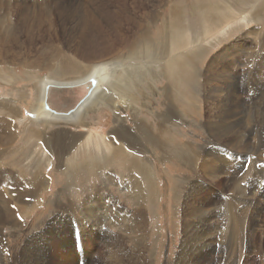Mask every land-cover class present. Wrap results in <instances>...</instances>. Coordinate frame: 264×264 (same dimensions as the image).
Masks as SVG:
<instances>
[{
    "label": "rangeland",
    "instance_id": "obj_1",
    "mask_svg": "<svg viewBox=\"0 0 264 264\" xmlns=\"http://www.w3.org/2000/svg\"><path fill=\"white\" fill-rule=\"evenodd\" d=\"M88 1L0 0V127L2 125L5 128V118H11L16 124L18 132L17 136L14 135L15 137L9 133L10 137L8 138V133H3L0 130V264H6L8 258L10 262L8 261L7 264H36V262L37 264H67V261L74 264H88L86 260L89 259L102 264H112L109 263L113 261L109 257L108 251L110 250L103 247L97 234L94 235L95 224H90L83 215V210L95 206L90 203V199L101 202V196L106 194L113 197L111 200L115 222L109 221L110 230L117 233L121 241L120 247L117 248H124L126 252L128 251L127 261L132 260L131 264H138L137 261L130 258L129 251L133 250H136V255L142 257V264H175L178 252L186 245L188 236L200 221V212L206 214L207 207L205 206L207 205L200 204L207 200V198H203L205 194V197H209V205H212L209 210L214 214V217L212 216L206 225L214 223V229L217 232L215 234L211 231L206 242V245H209V252L204 249L208 256H205L197 264H236L239 256L233 259L227 249L228 243H233L227 230L229 222L226 212L230 206L240 216V220L246 221L252 217L254 222L255 228L253 227L252 231L256 234L251 240L254 246L247 254L246 259L242 258L243 264H264V194L262 193L264 190V0H247V3L243 1V3H239L238 0H98L85 10L80 9L75 12L76 9H71L75 13V18L71 14L59 13L62 9H66L65 13H67V7L83 6ZM174 4H176L175 7ZM210 7L221 12L226 10L229 12V16L213 25L208 30L209 35H204L200 28H197L198 23H193V33L189 31L187 34L191 40L189 48L185 49V46L183 49L175 48L177 51L170 55L167 49V59L162 62H160L161 60L157 61L160 63H149L151 67H156L161 71L162 79L157 81L154 77L148 78L150 82H155L156 88L160 89L157 92L148 86L133 92L134 98L137 100L133 103L136 108L141 109V114L139 111L136 118L134 117L135 111L128 108L121 112L115 110V114H120L121 118L125 120V126L134 131L141 140L137 142L138 149L127 148L129 156L125 153L118 154L114 166L111 164V159L108 158L109 153L107 152L109 151H105V146L96 143H92L95 146H87L84 144L88 143L86 139L82 140L78 146H72L70 141L66 145L58 142L59 138L67 142L68 136L72 135L75 138L83 134L87 135L90 141L92 139L106 141L116 128L114 111L108 106L97 112H87L85 117L87 124L82 126L81 124L70 125L72 126L70 128L65 124L36 123L42 126V130H45L43 125L49 126L47 133L52 136L59 129H70L65 137L57 135L56 146L53 143L52 147L48 145L46 149L43 148L45 138L32 137L31 131L26 129L27 123L23 121L27 122L30 119L31 108L35 107L39 80L51 77V79H59L58 81H69L68 75L65 79L67 71H62L65 69V64L59 63L57 72L54 69L47 70L49 64L56 63V58L51 59V56L55 54V51L64 49L65 46L63 43L60 46L59 42H66L65 38H67V26L60 24L62 23L61 18L70 26L74 24V31L80 36V40L74 42L75 48H70L67 44V51L79 50L83 38L86 42L83 41L85 47L97 45L99 49L92 51V54L97 57L90 58V61L85 59L86 61H83L81 65L84 67L91 65L93 68L95 65H92L91 62L94 60L108 63L115 73L113 79L115 82L122 72V68H125L124 66L131 67L129 63L131 59H127V57L133 49L131 46H134V43L132 44V42L140 28L147 26L149 29L147 41L138 42V51L143 53L145 45L148 43L161 46L165 29L171 23L172 11L175 8L183 9L186 17L185 23L191 25V22H194L190 16L191 12L194 17L198 13L197 19L203 21L205 16L202 15V11H209ZM87 13H93L92 19L94 13H98L97 24L93 23L97 27V33L93 32L92 24H88ZM259 13H261L260 17L257 15ZM144 22L146 26H141L144 25ZM56 25L59 27L58 30H56L57 27L55 28ZM8 34L9 36H7ZM61 34L64 35L63 38H60ZM43 49L51 50V53L40 57L38 62L35 57L47 53ZM117 49L119 51H116ZM187 51L195 52L199 56L192 57L193 61L187 67L188 76L191 73L189 85L190 83L192 85H188L189 90L185 91L186 94L184 93L181 99L171 103L165 98L161 89L168 85L166 78L171 81L172 77L178 73L177 68L182 67L184 53ZM24 53L30 56L36 54L35 57L29 59V61H36L33 64L34 69L26 68V60L22 61ZM67 55L71 56L70 53ZM111 60L113 61L111 62ZM209 65L210 67H208ZM219 69L223 70H220L221 74H219ZM227 70L232 71L233 75L229 74ZM212 72L217 77L216 79L211 74ZM85 74H81L79 77H83ZM210 79L211 81H209ZM254 82H257L258 88L255 93L250 92L249 89L254 85ZM110 84L107 88L109 90H111ZM234 87L241 90L246 88L245 90H249L252 94L247 97L245 93L237 91L235 92L237 95H234L235 98L230 97V92ZM114 94L118 95L116 92ZM251 97L252 101H250ZM243 98L245 99L241 105L237 103ZM12 105H16L21 111L18 118L7 115V112L13 109ZM243 105L247 107H243ZM250 105L253 110L249 108ZM221 107L224 108L221 109ZM167 112L170 113L171 120L164 122L160 127L157 116ZM141 120L150 124L149 126L154 129L156 136L161 134L164 139L168 140L167 144L161 146L156 141L143 139L140 136L139 128L145 125L139 123ZM212 125L215 126L214 130ZM247 126H250L249 129ZM3 136L5 139H2ZM114 136L113 134L110 138L117 144ZM9 139L10 141H8ZM235 141L237 145L234 144ZM29 143L32 144L29 145ZM232 143L234 145H231ZM59 144L61 146H58ZM253 144L254 146H252ZM54 147L56 148L54 149ZM38 148L43 155H39ZM131 158L132 161H139L143 173L136 171L135 163L133 164L129 160ZM197 158L199 161L196 164ZM213 159L214 161H212ZM92 160L100 161V163L106 162L97 168L87 167L86 165ZM217 161L227 164L221 163V165ZM35 163L34 170L32 168ZM203 164H213L220 170L226 168L224 171L228 173L227 175L224 173L226 176L221 185L217 183L216 187L211 184V177L202 173L199 168ZM232 164L234 165L231 167ZM127 165H133L129 167V175L126 172ZM108 171L115 175L118 185H110V191L107 192L106 189H102L105 184L102 181ZM146 171L147 173L151 172L152 175L144 174ZM2 173L4 175H1ZM40 173L50 182L46 189L30 185L33 176H41ZM137 174L140 178L139 189H135L134 192L124 188L122 176L128 175L129 178L133 175L137 176ZM8 176H11L10 179L7 178ZM15 177L17 178L15 179ZM7 180L10 181V184ZM227 180L228 183L225 182ZM4 183L8 184L5 186ZM9 185H12V188H9ZM194 185L208 190L203 192L202 200L199 197L201 189L191 191L194 189ZM22 186L23 188H21ZM256 187L258 188L255 196L257 207L246 206L250 207V210L247 209L244 213L243 204L246 201L241 203V200L250 199L251 190ZM8 189H12V191ZM241 189L245 191V196L240 195L239 190ZM249 190L250 192H247ZM12 193L16 195L14 196ZM217 196L224 197L222 200L224 203L221 205L223 212L221 213L225 214L221 219L217 217L216 213L219 207L216 208L214 205L216 202L214 198ZM21 201L27 204L24 205ZM19 205L21 206L19 207ZM4 213L9 215H2ZM142 220L146 226L137 236L133 233L134 226L137 227V223L141 224ZM245 221H241V223L244 224ZM140 241L143 242L144 247L143 245L139 246ZM212 249L214 255H212ZM5 251L8 255L7 260L3 259ZM42 255L43 257H41ZM188 259L189 257H187ZM90 260L89 264L92 262Z\"/></svg>",
    "mask_w": 264,
    "mask_h": 264
},
{
    "label": "bare ground",
    "instance_id": "obj_2",
    "mask_svg": "<svg viewBox=\"0 0 264 264\" xmlns=\"http://www.w3.org/2000/svg\"><path fill=\"white\" fill-rule=\"evenodd\" d=\"M96 1L98 0H89L85 5L83 6H69L67 7V13H65L66 9H62L60 10L61 14H71L74 18H75V13L71 11V9H76V11L80 10V9H87L89 8L90 6H92ZM247 3V0H238L239 3H243V2ZM257 1V0H255ZM233 3V2H232ZM261 3V1H260ZM180 4V3H179ZM258 4V3H257ZM176 4H174V7H175ZM246 5V4H245ZM103 6V5H102ZM259 6V5H258ZM115 7V6H114ZM179 7V6H178ZM98 8V7H97ZM183 8V7H182ZM181 8V9H182ZM211 10L209 11H202V15L205 16L204 17V20L201 21L199 20V18L197 19V16H198V13H196V16L194 17L193 16V12L190 13V16L192 17V19H194V22H191L192 24L191 25H188L185 23V13H183V9L182 10H177L176 8L172 11V15H171V23H169L168 27H166L167 29H165V34H164V37H163V43L161 44V42H159L161 44V46H158V45H155L153 43H148V44H144L145 45V49H144V52L143 53H140L138 51V42L141 43V41L144 40V42L147 41V34H149V29L148 27L145 25V22H144V25H141V26H146L145 28L142 27L140 28L136 34H135V39H133V42L132 44L134 43V46H131L133 49L130 51V55L127 57L130 58V66L131 67H126L124 66L125 68H122V72L119 74V77L117 78V81H113V79L115 78V73L113 72V68H110L109 64H105V62H102V61H93L91 62L92 65H95V67H91V65L89 67H84L81 65V63L84 61H86L85 59L89 60L90 58L92 57H97L96 55H93L92 54V51H95V50H98L99 47L95 44L92 45V47H85L83 45V41H84V38L81 40V46H80V49L79 50H76V51H67V44L70 48H75L74 46V42L76 41H79L80 40V36H79V33L77 35V33H75L74 29H75V25H69L66 23V21L61 18V21L62 23H60L62 26L63 25H66L67 26V38H65V41L67 42H64V41H59L60 42V46H62V43L65 45L64 46V49H61L59 51H55L54 55L51 56V59H55L56 58V63L51 65L49 64L48 66V69L49 71H51L52 69H54L56 72L58 71V68H59V63H63L65 64V69H63L62 71H67L66 73V78L67 79V75H68V79L69 81H58V80H55V79H51L50 78H43L41 81L39 80L38 82V88H37V91L38 94H37V99H36V103H35V107L34 108H31V114H30V119L26 122V120H24L23 122L27 123L26 125V129H29L31 132V135L32 137H37V139H40V138H45L43 140L44 144H43V148L46 149V146L48 147V145L50 147H52L53 143L54 145L56 146L57 144V135L59 136H62V137H65L70 129L67 128V129H59L58 131L54 132L53 136L52 134H49L47 133V129H49V126H46V125H43V129L45 130H42L40 126V124H36V123H55L56 124H65L67 125V127L69 126L70 128L72 126L70 125H86L87 123L85 122L86 120V116H87V112H97L99 110H101L103 107H106L108 106L112 111H114V114H115V110L116 111H123L125 110L126 108L130 109L131 111H135V114H134V117L137 118L138 116V113L141 109H139L138 107L136 108V105L133 103V102H137V100L134 98V91L138 90L140 91L141 89L145 88V87H150L151 90L153 91H159L160 89L159 88H156L155 87V82H150L148 80L149 77H154V79H156L157 81L162 79V76H161V71H159V69H156V67H151L149 65L150 62L152 63H160L162 61H164L165 59H167V55H168V52H169V55L172 54V52H175L177 51L175 48H179V49H183V46H185V49L191 45V40L188 38L187 34L188 32H192V29H193V23L194 24H197V28H200L201 32H203L204 35H209V29L212 28L213 25L217 24L218 21H220L221 19H225L229 16V12L226 11V10H222L223 12H221L220 10H216L212 7H210ZM256 8H257V5H256ZM171 9V8H170ZM186 9V8H185ZM204 9V8H203ZM40 10V9H39ZM58 10V11H59ZM92 10V9H91ZM230 10V9H229ZM30 11V10H29ZM91 12V11H90ZM232 12V11H231ZM242 12V11H241ZM85 13V12H84ZM256 13V12H255ZM254 13V14H255ZM264 13V12H263ZM92 14L93 13H87L88 15V18H87V22L88 24H92L91 27L94 28V31L95 33H97L96 29L97 27L95 26L97 24V14L98 13H94V18L92 19ZM161 14V13H160ZM253 14V13H252ZM60 15V14H59ZM77 15V14H76ZM129 15V14H128ZM259 17L261 15V13L257 14ZM82 16V15H80ZM84 16V15H83ZM189 16V17H190ZM232 16V15H231ZM235 17V16H234ZM79 18V17H78ZM148 18V17H147ZM52 19V18H51ZM229 19V18H228ZM231 19V18H230ZM153 20V19H152ZM81 21V20H80ZM99 21V20H98ZM101 21V20H100ZM148 21V20H147ZM232 21V20H231ZM83 22V21H82ZM152 22V21H150ZM95 25H94V24ZM153 23V22H152ZM87 24V25H88ZM147 24V23H146ZM149 25V24H148ZM50 26V25H49ZM89 26V25H88ZM99 26V25H98ZM57 27V28H56ZM90 27V26H89ZM100 27V26H99ZM56 30L59 29V27L56 25L55 26ZM147 28V29H146ZM124 29V28H123ZM78 30V29H77ZM14 31V30H12ZM12 31H10L12 33ZM54 31V29H53ZM163 32V31H162ZM26 33V32H25ZM20 34V33H19ZM249 34V33H248ZM15 35V34H13ZM137 35V37H136ZM9 36V34L7 35ZM16 36H18L16 34ZM21 36V35H20ZM97 36V35H96ZM127 36V35H126ZM64 35L61 34L60 38H63ZM7 39V38H6ZM95 39V38H94ZM93 40V39H92ZM91 40V41H92ZM127 40V39H126ZM85 42V41H84ZM94 42V41H93ZM128 42V41H127ZM142 42V43H144ZM155 42V41H154ZM252 42V41H251ZM86 43V42H85ZM84 43V44H85ZM158 43V44H159ZM89 45V44H88ZM131 45V44H130ZM121 47V46H120ZM119 47V48H120ZM244 47V46H243ZM113 48V47H112ZM124 48V47H123ZM121 48V49H123ZM154 48H156L157 50H153ZM197 48V47H196ZM48 49V48H46ZM46 49H43L44 51H47ZM168 49V52H166ZM26 50V49H25ZM50 50V49H49ZM128 50V49H127ZM189 50V49H187ZM116 51H119L118 49ZM121 51V50H120ZM142 51V50H141ZM183 51V50H182ZM191 51V50H190ZM185 52L184 53V59L182 60V67L180 68H177V71L178 73H176L172 78L173 80H169V78H166V80H168V85L161 89V91L163 92V95H165V98L167 100H169L171 103H174L176 102V100L178 99H181L183 94L185 93L186 90H189L188 88V85H189V81L191 80V73H189V76H188V73H187V67L189 65V63L191 61H193V58H196V57H199L197 53L195 52ZM234 51V50H233ZM22 52V51H21ZM30 52V51H29ZM51 53V50L50 51H47V53H43L42 55H40L39 57L35 55H29L27 53H24L22 54V61L23 60H26V68L28 69H34L35 67H33V64L36 63V61L39 62L40 60V57H42L43 55L46 56V55H50ZM67 52V53H66ZM114 52V51H113ZM132 52V53H131ZM70 53L71 56H68L67 54ZM109 53V52H108ZM116 53V52H115ZM96 54V53H95ZM67 55V56H66ZM179 55V54H178ZM13 56V55H12ZM36 56V57H35ZM56 56V57H55ZM113 56V54H112ZM111 56V57H112ZM176 56V55H175ZM35 57V60H30L31 58ZM218 57V56H217ZM222 57V56H221ZM49 58V57H48ZM102 59V57H100ZM125 58V57H124ZM182 58V57H181ZM224 58V57H223ZM108 59V58H107ZM115 59V58H114ZM113 59V60H114ZM174 59V58H173ZM217 59V58H216ZM109 60V59H108ZM111 60V62L113 61ZM161 60V61H160ZM46 61V60H45ZM90 61V60H89ZM157 61H160V62H157ZM171 61V60H170ZM212 61V60H211ZM210 61V62H211ZM48 62V60L46 61ZM45 62V63H46ZM95 62V63H94ZM213 62V61H212ZM218 62V61H217ZM221 61H219L220 63ZM223 62V60H222ZM221 62V63H222ZM229 62V61H228ZM14 63V62H13ZM17 63V62H15ZM44 63V64H45ZM89 63V62H88ZM215 64V63H214ZM225 64V63H224ZM228 65V63H227ZM230 65V64H229ZM52 66V67H51ZM253 66V65H252ZM91 67V68H90ZM210 67V65L208 66ZM217 67V66H216ZM222 67V65H221ZM90 68V69H89ZM226 68V67H225ZM224 68V69H225ZM90 71H89V70ZM223 69V68H222ZM222 69H219V74H221L222 72H220V70ZM89 72H88V71ZM161 70V69H160ZM217 70V68H216ZM61 71V70H60ZM176 71V70H175ZM223 71V70H222ZM227 72H229V70H227ZM232 72V71H231ZM231 72H229V74L233 75ZM264 72V70H263ZM86 73V74H85ZM173 73V72H172ZM248 73V72H247ZM81 74H85L83 77H79L81 76ZM213 75V72L211 73ZM227 73L225 72V75ZM93 75H96V77L99 78V80L101 81V84L100 86L94 91V93L92 94V96L78 109V111L71 117H61V116H53L47 112H44L43 111V104H44V98H45V90H46V86L48 84H55V85H63V86H66V85H77V84H80L86 80H88L90 77H92ZM165 75V74H164ZM173 75V74H172ZM214 75H215V70H214ZM213 75V76H214ZM224 75V74H223ZM208 76V75H207ZM210 76V75H209ZM212 76V77H213ZM228 76V75H227ZM53 77V76H52ZM75 77H79V78H75ZM206 77V76H205ZM211 77V78H212ZM222 77V76H221ZM75 78V79H73ZM165 78V77H164ZM214 78L216 79L217 77L214 76ZM213 78V79H214ZM227 78V77H226ZM232 78V77H231ZM63 79V80H65ZM209 79V77H208ZM61 80V79H60ZM113 81V82H112ZM154 81V80H153ZM211 81V79L209 80ZM214 81V80H213ZM112 82V83H111ZM111 83V84H110ZM216 83V82H215ZM219 83V82H218ZM217 83V84H218ZM230 83V82H229ZM257 82H254V85L249 88L250 89V92H254L256 91L257 88ZM110 84V87H111V90L107 89L108 86ZM206 84V83H205ZM213 84V83H212ZM211 84V85H212ZM259 84V83H258ZM36 85V84H35ZM190 85H192V83H190ZM189 85V86H190ZM197 85L199 86V83H197ZM214 85V84H213ZM223 85V84H222ZM233 86V85H232ZM36 87V86H35ZM205 87V86H204ZM207 87V86H206ZM220 87V86H219ZM230 87V86H229ZM209 88V86H208ZM215 88V87H214ZM222 88V87H221ZM221 88H219L220 90H222ZM224 88V86H223ZM248 88V87H247ZM206 89V88H205ZM204 89V90H205ZM233 89V88H231ZM246 89V88H245ZM241 90V89H238V88H235L233 90H231V95L230 97H234V95H237L235 92L237 91H241L243 93L246 94V96H250V92L249 90ZM145 91V90H144ZM206 91H208L206 89ZM216 91V90H215ZM230 91V90H229ZM114 92H116L118 95L116 96L114 94ZM134 92V93H133ZM228 92V91H227ZM110 93V94H109ZM142 93V91H141ZM144 93V92H143ZM228 93V94H230ZM258 93V92H257ZM108 94V95H107ZM186 94V93H185ZM206 94V93H205ZM224 94V93H223ZM259 94V93H258ZM137 95V94H136ZM145 95V94H144ZM214 95V94H213ZM222 95V94H221ZM241 95V94H240ZM254 95V94H253ZM264 95V94H263ZM244 96V95H243ZM247 96V97H248ZM256 96V95H255ZM215 97V96H214ZM213 97V98H214ZM242 97V96H241ZM257 97V96H256ZM235 98V97H234ZM239 98V97H238ZM245 98H243L242 100L240 99L239 103L240 105L243 103ZM258 99V98H257ZM139 100V99H138ZM186 100V99H185ZM216 100V99H215ZM223 100V99H222ZM225 102H226V99H224ZM235 100V99H234ZM250 100V99H249ZM219 101V99H218ZM252 101V97H251V100ZM228 102V101H227ZM247 102V101H245ZM255 102V101H254ZM220 103V101H219ZM223 103V101H222ZM221 103V104H222ZM230 103V101H229ZM235 103V102H234ZM215 104V103H214ZM224 104V103H223ZM250 104V103H249ZM252 104V103H251ZM231 105V104H230ZM175 106V104H174ZM223 106V105H222ZM236 106V105H235ZM13 109L12 110H9L7 112V115L13 117V118H18L19 117V114H20V110L19 108L16 106V105H12L11 106ZM243 107H247V106H244ZM254 107V106H253ZM170 108V107H169ZM224 108V107H223ZM221 107V109H223ZM249 108H252L251 105ZM248 108V110H250ZM255 108V107H254ZM139 109V110H138ZM226 109V108H225ZM246 109V108H245ZM171 110V109H170ZM174 110V109H172ZM232 110V109H231ZM236 110V109H235ZM241 110V109H240ZM247 110V112H248ZM253 110V108H252ZM239 111V110H238ZM246 111V110H245ZM89 112V113H90ZM171 112V111H170ZM242 112V111H241ZM177 113V112H176ZM229 113V112H228ZM243 113V112H242ZM252 113V111L250 112V114ZM140 114H141V111H140ZM139 114V115H140ZM235 114V113H234ZM247 115V113H245ZM168 115V116H167ZM170 113L167 112V113H163V114H159L157 116L158 118V121H159V126L161 127V125L164 124V122L166 121H170L171 118H170ZM182 115V114H181ZM231 115V114H229ZM210 116V115H209ZM244 116V115H243ZM170 119H169V118ZM230 117V116H229ZM238 118V117H237ZM236 118V119H237ZM228 119V118H227ZM241 119V118H240ZM23 120V119H22ZM177 120V119H176ZM175 120V121H176ZM248 120V119H247ZM226 121V120H225ZM239 121V120H238ZM249 121V120H248ZM35 122V123H34ZM210 122V121H209ZM114 123L116 124V128L111 132L110 136L111 135H115V140L117 141V144L114 143V140L112 138H110V136L105 140L101 139L100 141H96V140H89L88 136L87 135H78V137H75L74 136H68L67 138H69V140H67V142L61 140V138H59V143H62L63 145H66L68 144V142L70 141V143L72 144V146H78L82 140H85L88 142V143H84V144H87L92 146L94 144L92 143H96V144H100L101 146H105V151H109L107 153H109V159H111V164L112 166H114L117 162V158H118V154H121V153H125V154H128L127 152V148L129 149H138V145H137V142H139L141 139L136 136V134L134 133V131L130 130L127 126H125V120L121 118L120 114L116 113L115 114V121ZM139 123H144L145 126H141L139 128L140 130V136L143 137V139L147 140H153V141H156V143L160 144L161 146L167 144V141L166 139H164V137H162V135L160 134L159 136H156V134L154 133V129H152V127H150L147 122L145 120H141L139 121ZM225 123V122H224ZM229 123V122H227ZM232 123V122H231ZM238 123V122H237ZM250 123V122H249ZM138 124V123H136ZM234 124V123H233ZM252 124V123H251ZM90 125V123H89ZM139 125V124H138ZM4 126L5 128L1 125L0 127V130L3 132V133H8V138L10 137V135L12 136H17L18 135V132H17V126L16 124L14 123L13 120L8 119V118H5V123H4ZM211 126V124H210ZM213 126V130H214V125ZM219 126V125H218ZM222 126V125H221ZM227 126V125H226ZM230 126V125H229ZM150 127V129H149ZM207 127V126H206ZM248 127V126H247ZM250 127V126H249ZM248 127V129H249ZM75 128V127H74ZM164 128V127H163ZM209 128V127H208ZM211 128V127H210ZM221 128V127H220ZM232 128V127H231ZM235 128V127H234ZM161 130V129H160ZM211 130V129H209ZM217 130V129H216ZM222 130V129H221ZM5 131V132H4ZM7 131V132H6ZM91 131V130H90ZM164 131V130H163ZM218 131V130H217ZM79 132V131H77ZM160 132V131H159ZM209 132V131H208ZM216 132V131H215ZM215 132H213L215 134ZM10 133V135H9ZM28 133V132H27ZM26 133V135H27ZM29 133V134H30ZM53 133V132H52ZM85 133V132H84ZM161 133V132H160ZM163 133V132H162ZM210 133V132H209ZM224 133V132H223ZM232 133V132H231ZM4 134V135H6ZM211 134V133H210ZM213 134V135H214ZM3 135V134H2ZM212 135V134H211ZM232 135V134H231ZM14 136V137H15ZM164 136V135H163ZM218 136V135H217ZM226 136V135H225ZM4 138L2 139H5V136H3ZM13 137V138H14ZM90 137V136H89ZM107 137V136H106ZM228 138H230L228 136ZM1 139V141H2ZM235 139V138H234ZM12 140V138H11ZM15 140V139H14ZM17 140V139H16ZM15 140V141H16ZM33 140V139H32ZM10 141V139L8 140ZM225 141V140H224ZM5 142V141H4ZM14 142V141H12ZM231 142V140H230ZM16 143V142H15ZM216 143V142H215ZM251 143V142H250ZM257 143V141H256ZM4 144V143H2ZM1 144V146H2ZM10 144V143H9ZM14 144V143H13ZM32 143H29V145H31ZM83 144V143H82ZM217 144V143H216ZM230 144V143H229ZM237 145V142L235 141V143ZM233 143L231 145H234ZM245 144V143H244ZM5 145V144H4ZM7 146V145H5ZM9 146V145H8ZM58 146H61V144H59ZM95 146V145H94ZM244 146V145H243ZM246 146H248V143H246ZM250 146V145H249ZM254 146V144L252 145ZM256 146V145H255ZM3 147V146H2ZM10 147V146H9ZM240 147V146H239ZM56 147H54L55 149ZM230 148V147H229ZM234 148V147H233ZM51 149V148H50ZM248 149V147H247ZM38 153L39 155H43L42 152L40 151V149L38 148ZM53 151V150H52ZM56 151V150H55ZM76 152V151H75ZM219 153V152H218ZM66 155V154H64ZM76 155V154H75ZM118 155V156H117ZM122 155V154H121ZM129 156V154H128ZM133 156V155H132ZM214 157V156H213ZM225 157V156H224ZM135 158V157H133ZM221 157H219L220 159ZM203 159V157H202ZM231 159V158H230ZM66 160V159H65ZM132 161V158L129 159ZM221 160V159H220ZM219 160V161H220ZM223 160V159H222ZM226 160H228L226 158ZM34 161V160H33ZM198 158L196 159V164L198 162ZM214 161V159L212 160ZM225 161V160H224ZM233 161V159H232ZM232 161H229V162H232ZM106 162V161H105ZM105 162H101L100 161H97V160H92L91 162L88 163V165H86L87 167L89 168H97L99 167L102 163H105ZM141 162V161H140ZM201 162V161H200ZM218 162V161H217ZM37 163V161H36ZM36 163L33 165V168L35 170L36 168ZM132 163L134 164V168L136 169V171L138 173H143V171L141 170V166L139 164V161H132ZM203 163V162H202ZM201 163V164H202ZM212 163V162H211ZM219 163V162H218ZM222 163V161H221ZM219 163V164H221ZM222 164H227V163H222ZM221 164V165H222ZM217 165V164H216ZM234 164L231 165V167L233 166ZM133 165H130V166H126V172L130 173V168ZM217 167V166H216ZM219 167V166H218ZM225 167V166H224ZM227 167V166H226ZM200 170L202 171V173H205L207 175H209L211 177V181L213 185H215L217 187V183H222V180L224 179V177L227 175L228 172H225L224 170H220L218 168H215V166H213V164H209V165H204L201 166L200 165ZM221 168V167H220ZM229 168V166H228ZM67 169V168H66ZM6 170V169H5ZM198 170V169H197ZM3 171V170H2ZM199 171V170H198ZM195 172V171H194ZM231 172V171H229ZM5 173V172H4ZM34 173V172H33ZM226 173V175L224 174ZM10 174V173H8ZM14 174V173H12ZM144 174L146 175H150V173H147L144 172ZM1 175H4L3 173ZM15 175V174H14ZM13 175V176H14ZM41 175V173H40ZM128 175H123L122 176V184L124 186V188H128V189H131L132 191H134L135 189L137 190L138 186H140V178L137 174L136 175H133L131 177L128 178ZM152 175V174H151ZM154 175V174H153ZM241 175V174H240ZM239 175V176H240ZM6 176V175H5ZM4 176V177H5ZM208 176V177H209ZM2 177V178H4ZM11 177V176H10ZM10 177L8 176L7 178L10 179ZM202 177V176H201ZM205 177V176H204ZM209 177V178H210ZM1 178V177H0ZM6 178V179H7ZM17 177H15L16 179ZM21 178V177H20ZM207 178V177H205ZM203 178V179H205ZM5 179V178H4ZM2 180V179H1ZM18 180V179H17ZM197 180V179H195ZM194 180V181H195ZM200 180V179H199ZM240 180V179H239ZM3 181V180H2ZM1 181V182H2ZM5 181V180H4ZM13 181H14V178H13ZM16 181V180H15ZM119 181V180H118ZM205 181V180H204ZM210 181V182H211ZM8 182V180H7ZM21 182V181H20ZM104 184L101 188L102 189H106L107 192L108 190L110 191V185L112 184H117V180H116V177L115 175L111 174V171L108 173H105V177L103 179ZM197 182V181H196ZM202 182V181H201ZM208 182V181H206ZM228 183V180L225 181ZM10 184V181L8 182ZM7 183V184H8ZM6 183H4L5 185ZM6 184V185H7ZM12 184V183H11ZM15 186L16 183L14 182ZM13 184V185H14ZM23 184V183H21ZM49 184L50 182L45 178L44 175H41V176H33L32 180L30 181V185L35 187V188H43V189H46L49 187ZM150 184H153V182H150ZM197 184V183H196ZM202 184V183H201ZM3 185V186H4ZM5 185V186H6ZM118 185V184H117ZM231 185V184H230ZM230 185H228L230 187ZM260 185V184H259ZM12 186V185H11ZM10 185L8 186L9 188H12ZM25 186V185H24ZM201 186L199 185H194L193 186V190L191 189V191L193 192L195 189H201L200 188ZM205 187V186H204ZM5 188V187H3ZM16 188V187H15ZM14 188V189H15ZM23 188V186L21 187ZM13 189V190H14ZM127 189V190H128ZM139 189V188H138ZM208 189V188H207ZM218 189H219V186H218ZM10 191H12V189H8ZM23 190V189H22ZM29 190V189H28ZM141 190V189H140ZM19 191L20 188H19ZM33 191V190H31ZM206 192L208 190L206 189H201V192L199 194V197H200V200H202V196L204 195L203 192ZM211 191V190H210ZM223 191V190H222ZM9 192V191H8ZM14 192V191H13ZM16 192V191H15ZM135 192V191H134ZM190 192V191H189ZM227 192V191H226ZM247 192H250L247 191ZM258 192V188H254L251 190V198L250 199H242L241 200V203H244L246 201V203L243 204V206L245 207V209L243 210V212L247 211V209L250 210V207H246V206H251L252 208L254 207H257L256 206V203L257 201L255 200V196H256V193ZM2 193V192H1ZM18 194L20 192H17ZM22 193V192H21ZM29 193V192H28ZM33 193V192H32ZM31 193V194H32ZM35 193V192H34ZM33 193V194H34ZM100 193V192H98ZM106 193V191H105ZM110 193V192H109ZM140 193V191H139ZM211 193V192H210ZM239 193L240 195H244L245 196V191L242 189L239 190ZM244 193V194H243ZM262 193L264 194V190L262 191ZM23 194V193H22ZM21 194V195H22ZM141 194V193H140ZM192 194V193H191ZM12 195H16V194H13ZM20 195V196H21ZM3 196V195H2ZM13 196V197H14ZM137 196V195H136ZM141 196V195H140ZM206 194L203 196V198H207L206 201L204 202H201L200 204H206L207 206V210H206V214L204 215L203 212H200V221L198 222V224L195 226V230L188 236L187 238V243L186 245L178 252V255H177V260L175 262V264H197L199 262H201V260L205 257V256H208V254H206L204 252V249L209 252V245H206V242H207V239L210 237V234H211V231L215 232L216 234V230L214 229V226L215 224L214 223H210L209 225H206L207 222H209L210 218L213 216L214 217V214L212 211L209 210V208L212 206V205H209V197H205ZM12 197V196H11ZM102 201L100 202L99 200L96 201V199H90V203L94 204L95 206L93 207H90V208H87V210H83V215L86 219L89 220V223L92 224L94 223L95 226H96V232L94 235L97 234V236H99V238L101 239L102 243H103V247L106 248V249H109L110 251H108L109 253V257L111 259H113L112 262H109V263H115V264H131L130 262L127 261V258H129V255L127 254L126 250L124 248H117V247H120V239L117 235V233L115 232H112L110 229V222L109 221H113L115 222V215L113 214V209H112V200L111 198L112 195L110 196L109 195H102ZM2 198V197H1ZM145 198V197H144ZM224 197H221V196H217L214 198V200L216 201L215 202V206L216 208H218L219 210L216 211L217 213V217H219V219L223 218V214L225 213H221L223 212V209L221 208V205L224 203L222 202ZM14 199V198H13ZM197 199V198H196ZM25 200V199H24ZM37 200V199H36ZM41 200V198H40ZM193 200V199H192ZM199 200V201H200ZM99 201V202H98ZM143 201V200H142ZM189 201V200H188ZM213 201V200H212ZM226 201V200H224ZM2 202V201H1ZM18 202V201H17ZM25 202H28V201H25ZM35 202V201H34ZM192 202V201H191ZM198 202V201H197ZM214 202V201H213ZM231 202V201H230ZM16 203V202H15ZM21 203H23L21 201ZM99 203V204H98ZM2 204V203H1ZM8 204V203H7ZM20 204V203H18ZM24 204V203H23ZM27 204V203H25ZM24 204V205H25ZM115 204V203H114ZM199 204V203H198ZM88 205L90 206V204L88 203ZM21 205H19L20 207ZM116 206V205H114ZM26 207V206H25ZM29 207V205H28ZM34 207V206H33ZM117 207V206H116ZM16 208V207H15ZM121 208V207H120ZM195 208V207H194ZM14 209V208H13ZM90 209V210H88ZM221 209V210H220ZM6 210V209H4ZM13 211V210H12ZM124 211V210H123ZM18 212V210H17ZM244 212V213H245ZM14 213V212H13ZM121 213V212H120ZM119 214V212H118ZM129 214V213H128ZM2 215H9L8 213H4ZM124 215V214H123ZM130 215V214H129ZM226 215H227V220L229 222V228H227L228 232L230 233V237H231V242L233 241V243H228V246H227V249H228V254H231V257L236 258L238 257V260L236 261V264H243L244 262H242V258L244 257L246 259L247 257V254L251 251V248L254 246L252 245V242L251 240L254 239L255 237V234L254 231H252L253 227H254V222H253V219L252 217L247 219L246 221L245 220H240V216H238L235 212V210L232 209V206L229 207V210L226 212ZM81 216V215H80ZM122 216V215H121ZM125 217V215H124ZM190 220V219H189ZM25 221V220H24ZM219 221V220H218ZM241 221H245L244 224L241 223ZM118 222V221H116ZM257 222V221H256ZM88 223V222H87ZM21 224V223H20ZM85 224H86V221H85ZM93 224V225H94ZM192 224V223H191ZM15 225V224H14ZM117 225V224H116ZM257 225V224H256ZM21 226V225H20ZM134 226V225H133ZM145 222L142 220L141 224H138L137 223V227L134 226V232L135 234H140L144 228H145ZM15 227V226H14ZM18 227V226H17ZM84 227V226H83ZM89 227V226H88ZM190 227V226H189ZM6 228V227H5ZM91 228V226H90ZM185 228V227H184ZM219 228V227H218ZM217 228V229H218ZM255 228V227H254ZM13 229V228H12ZM190 229V228H189ZM224 229V228H222ZM256 232V231H255ZM115 234V235H114ZM189 234V233H188ZM92 235V234H91ZM87 237V236H86ZM93 237V236H92ZM89 239V238H88ZM146 240V239H145ZM125 241V240H124ZM215 241V240H214ZM254 241V240H253ZM260 241V240H259ZM210 242V241H209ZM98 243V242H97ZM6 244V242H5ZM86 244V243H85ZM211 244H212V241H211ZM4 245V244H3ZM144 247V244L143 242L140 241V244L139 246H142ZM215 245V244H214ZM5 246V245H4ZM101 246V245H100ZM214 247V246H213ZM62 248V247H61ZM2 249V248H1ZM100 249V248H99ZM105 249V251H107ZM214 249V248H213ZM212 249V255H214V250ZM222 250V249H221ZM104 251V252H105ZM136 251V250H135ZM134 250L133 251H129L130 252V258H133L134 261H137L138 264H142L141 262V256H138L136 255V252ZM219 251V250H218ZM4 252V251H3ZM26 252V251H24ZM23 252V253H24ZM28 253V252H27ZM71 253V252H70ZM222 254V253H221ZM26 255V254H25ZM31 255V254H30ZM55 255V254H54ZM101 255V254H100ZM56 256V255H55ZM71 256V255H70ZM69 256V257H70ZM132 256V257H131ZM18 257V256H17ZM43 257V255L41 256ZM57 257V256H56ZM106 257V256H105ZM187 257H189V259L187 260ZM8 258V255H7V252L5 251L4 253V257L3 259L7 260ZM26 258V257H25ZM39 258V257H38ZM104 258V257H103ZM36 259V258H35ZM59 259V258H58ZM88 259V258H87ZM232 259V258H231ZM10 259L8 258V261ZM26 260V259H25ZM30 260V259H29ZM40 260V259H39ZM56 260V259H55ZM67 260H68V257H67ZM90 260V259H89ZM89 260H86V262H88L89 264ZM106 260V259H105ZM109 260V258H108ZM129 260V259H128ZM7 261V262H8ZM27 261V260H26ZM25 261V262H26ZM44 261V260H43ZM92 261V260H90ZM6 262V264H7ZM10 262V261H9ZM8 262V263H9ZM29 262V261H28ZM85 262V261H84ZM150 262V261H149ZM246 263V262H245ZM37 264V262H36ZM41 264V263H39ZM44 264V263H42ZM55 264V263H53ZM67 264H74L73 262H68L67 261ZM90 264H102L101 262H94L92 261Z\"/></svg>",
    "mask_w": 264,
    "mask_h": 264
},
{
    "label": "water",
    "instance_id": "obj_3",
    "mask_svg": "<svg viewBox=\"0 0 264 264\" xmlns=\"http://www.w3.org/2000/svg\"><path fill=\"white\" fill-rule=\"evenodd\" d=\"M101 81L96 75L77 85L48 84L43 111L53 116L71 117L92 96Z\"/></svg>",
    "mask_w": 264,
    "mask_h": 264
}]
</instances>
